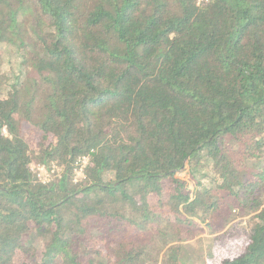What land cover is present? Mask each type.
<instances>
[{"label":"trees","instance_id":"1","mask_svg":"<svg viewBox=\"0 0 264 264\" xmlns=\"http://www.w3.org/2000/svg\"><path fill=\"white\" fill-rule=\"evenodd\" d=\"M3 48L0 264H159L222 193L264 264V0H0Z\"/></svg>","mask_w":264,"mask_h":264},{"label":"rangeland","instance_id":"2","mask_svg":"<svg viewBox=\"0 0 264 264\" xmlns=\"http://www.w3.org/2000/svg\"><path fill=\"white\" fill-rule=\"evenodd\" d=\"M199 2L203 0H198ZM16 65V52L9 48L0 49V76L7 75L8 78H12L13 71H17ZM2 87L7 85V82L3 84ZM25 133L29 137V142L33 148L38 149L41 143L42 134L31 126L25 124ZM232 157V155H231ZM236 161V166L239 164L238 156H233ZM248 168L245 170L240 167L243 172L242 178L249 177V170L252 167L253 162H245ZM37 166H33L36 169ZM40 174L42 178H47L44 170L40 169ZM83 177L81 170L76 171V177L74 183ZM178 178L186 183L187 191L193 192L195 190V184L192 182L187 172L178 174ZM172 189V185L166 184L165 191L163 192V197L168 196V190ZM151 204L158 202V196L154 195L150 200ZM219 210L216 215L210 220V225L207 226L201 222L199 219L192 218L191 220L200 225V228L192 227L191 234L192 239L186 242H180V239L184 235H179L178 233H170V237L176 239L165 248V251L161 254L159 258V264H222V261L232 257H237L243 253L245 246L247 244L246 231H249L252 226L258 227V223L254 221L255 215L243 216L238 210V203L234 198L229 197L227 193H222L218 197ZM66 217L68 215L65 214ZM228 218L231 222L225 225L224 220ZM96 224L93 226L95 228V233H99V227L103 228L108 223L111 222L110 219H103L99 217L94 218ZM98 226V227H97ZM183 231V227L180 228ZM107 233V232H106ZM129 231L124 235L128 236ZM137 233L132 234V239L136 240ZM109 235V234H106ZM123 237V236H122ZM121 237V238H122ZM35 246L40 249V258L42 257V251L45 248L44 241L37 238L35 241ZM140 242V240H138Z\"/></svg>","mask_w":264,"mask_h":264}]
</instances>
